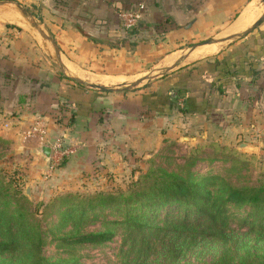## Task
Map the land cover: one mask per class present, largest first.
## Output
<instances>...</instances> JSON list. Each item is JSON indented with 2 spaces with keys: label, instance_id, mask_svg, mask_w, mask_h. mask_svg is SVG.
Returning a JSON list of instances; mask_svg holds the SVG:
<instances>
[{
  "label": "crops",
  "instance_id": "0c3cea01",
  "mask_svg": "<svg viewBox=\"0 0 264 264\" xmlns=\"http://www.w3.org/2000/svg\"><path fill=\"white\" fill-rule=\"evenodd\" d=\"M21 3L55 42L60 70L54 71L40 53V44L30 35L36 31L30 19L15 3H0V16L7 20L13 12L23 14L13 23L0 21V144L40 164L46 163L40 148L60 139L72 149L60 169L66 175L87 169L97 149L99 156L102 148L119 147L123 152L148 151L149 157L160 154L170 144L167 139L214 136L224 148L237 145L241 155L264 151V72L259 62L264 58V22L239 37L263 15L264 0ZM253 4L255 13L251 10L243 30L235 33L237 20ZM132 11L142 28L130 40L119 15ZM200 36L234 38L212 56L197 52L217 47H196L183 56L184 45ZM142 61L157 71L149 78L152 83L135 93H94L77 88L72 80L98 76L104 77H95L103 86L122 85L119 79Z\"/></svg>",
  "mask_w": 264,
  "mask_h": 264
},
{
  "label": "rangeland",
  "instance_id": "374dc122",
  "mask_svg": "<svg viewBox=\"0 0 264 264\" xmlns=\"http://www.w3.org/2000/svg\"><path fill=\"white\" fill-rule=\"evenodd\" d=\"M3 2L23 6L21 0H0ZM251 10L255 13L254 4L246 9L248 17ZM13 14L8 20L0 16V21L13 23L22 16L19 12ZM0 28L4 29L3 24ZM30 32L42 48L40 53L51 61V68L60 70L53 46L37 31ZM43 33L50 37L46 31ZM207 38L200 36L185 44V53L181 54H189L192 46ZM210 39L223 40L219 36ZM226 43L215 51L202 49L197 53L199 57L214 55ZM156 71L151 63L143 64L119 79L124 84L104 87L118 88L154 79ZM95 77L104 78L79 79L103 86ZM150 82L145 80L124 93L138 92ZM61 113L71 116L62 110ZM62 114L58 116L61 120ZM208 137L211 140L167 139L170 144L160 154L149 157L148 151L123 152L119 147L102 148L99 156L97 149L87 169L67 175L57 168L60 163L51 168L45 162L35 164L11 145L0 144V264H214L224 248L231 250L237 261L246 255L263 258L264 205H235L227 197L229 189H243L249 195L261 191L264 197V151L258 156L241 155L238 150L242 149L235 145L226 153L221 140ZM167 175L197 186L200 196L193 205L168 202L152 206L153 202L146 199L123 202L146 193L154 181L161 182ZM107 198L120 202L86 208L88 202ZM199 208L215 216L218 228L206 220ZM136 225L142 228L137 230ZM22 233H29L25 237L30 247ZM95 237L100 239L85 241ZM8 243L15 247L3 250Z\"/></svg>",
  "mask_w": 264,
  "mask_h": 264
},
{
  "label": "trees",
  "instance_id": "16d2710c",
  "mask_svg": "<svg viewBox=\"0 0 264 264\" xmlns=\"http://www.w3.org/2000/svg\"><path fill=\"white\" fill-rule=\"evenodd\" d=\"M9 1H15V0H9ZM142 26L140 24L136 23L135 28H133L131 31L125 34V38H133L134 36H137L141 31ZM77 88L83 89L81 86H77ZM64 145V144H63ZM65 146V145H64ZM214 147V145H213ZM224 152H227V148H223ZM66 159H63L57 168L61 169L65 165ZM196 185H191L190 183L186 181H182L179 179H175L173 177H170L169 175L163 177V181L157 182L154 181L152 184V187L150 190H148L146 193L138 194L135 198L136 199H125L123 202L126 204H131L135 202H139L143 199H146L147 201H151L152 206L155 204L160 203H168V202H174L178 203L181 206H189L193 205L194 201L197 200L200 196V193L197 191ZM227 201L235 204V205H244V204H252L256 207H260L264 205V197H262V192L258 191L255 195H249L245 190L243 189H229L228 191V197ZM117 201L113 198H107L106 200H98L97 202H88L86 205L87 209H93L101 206H113L117 204ZM199 211L206 217L207 221L214 226V228H218L215 216L207 212L203 208H199ZM147 220V219H145ZM144 220V221H145ZM137 226V225H136ZM142 226H137V230L141 229ZM263 228V227H262ZM26 236H29V233H25ZM25 235L22 233V236L24 238ZM223 236H221L222 238ZM27 239V238H26ZM100 239L99 237H95L92 239L85 240L86 242H92ZM27 246L30 247L29 240L27 239ZM15 244L8 243L3 245V250H9L10 248H14ZM214 264H264V257L259 258L257 256H248L246 255L243 258H240L238 261L234 260L233 254L231 250H227L226 248L223 249V252L221 253L220 257L218 258L217 262Z\"/></svg>",
  "mask_w": 264,
  "mask_h": 264
},
{
  "label": "water",
  "instance_id": "95a60500",
  "mask_svg": "<svg viewBox=\"0 0 264 264\" xmlns=\"http://www.w3.org/2000/svg\"><path fill=\"white\" fill-rule=\"evenodd\" d=\"M26 17H28L32 23L33 28L46 40L48 41L54 48L55 53H56V57L57 60L59 61V52L57 49V46L55 44V42L52 40L51 37H48L45 35V33H43V31L39 28L38 24L36 23L35 19L32 17L31 14H29L28 12L25 11V9L23 7H21L18 4H14ZM264 22V13L263 15L259 18V20L253 24V26L247 30L245 33H243L241 36L239 37H244L245 35L249 34L250 32H252L254 29H256L261 23ZM238 37V36H237ZM234 37H229L223 40H213V39H208L206 41H203L202 43H200L197 46H192L190 49L191 51H193L196 47L199 46H205V45H211V44H215V43H220V42H226L228 40L233 39ZM73 81H75L76 83H78V85L86 88V89H90L93 91H97L100 93H116V92H125L128 91L130 89H134L137 85H139L140 83H142L145 80H149V78H145L143 80H140L136 83H133L129 86H122V87H118V88H108V87H103V86H99V85H95V84H89V83H85L83 81L77 80L72 78ZM39 154L43 157V159L46 161V163H50V158H51V149L47 146H42L39 150Z\"/></svg>",
  "mask_w": 264,
  "mask_h": 264
},
{
  "label": "built area",
  "instance_id": "2783aa9c",
  "mask_svg": "<svg viewBox=\"0 0 264 264\" xmlns=\"http://www.w3.org/2000/svg\"><path fill=\"white\" fill-rule=\"evenodd\" d=\"M119 17L122 21L121 29L124 34L128 33L133 28H135V25L139 20L138 13H136V11L123 12L119 15ZM259 62L261 69L264 72V58L260 59ZM50 149H51L50 164L53 166L58 165L63 159L67 158L72 153V149L64 146L62 140L60 139H56L52 143Z\"/></svg>",
  "mask_w": 264,
  "mask_h": 264
},
{
  "label": "bare ground",
  "instance_id": "6f19581e",
  "mask_svg": "<svg viewBox=\"0 0 264 264\" xmlns=\"http://www.w3.org/2000/svg\"><path fill=\"white\" fill-rule=\"evenodd\" d=\"M23 15V14H22ZM247 20H248V14H247V12L246 11H244L242 14H241V16L239 17V19L237 20V22H236V24H235V26H234V28H233V31H235V33L236 32H240V31H242L243 30V28H244V26L246 25V22H247ZM19 23V25H21L22 27H25V23L23 22V21H19L18 22ZM29 24V23H28ZM30 26V25H29ZM232 34V33H231ZM219 45H221V44H219V43H215V44H211V45H206V46H199L200 48H203V47H219ZM198 47V48H199ZM72 74H74L73 72H72ZM70 75V74H69ZM78 76V75H77ZM104 87V86H103Z\"/></svg>",
  "mask_w": 264,
  "mask_h": 264
}]
</instances>
